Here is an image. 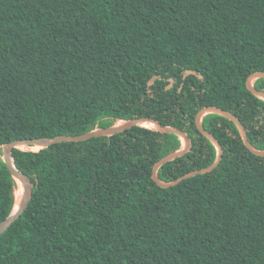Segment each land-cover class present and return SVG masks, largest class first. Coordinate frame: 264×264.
Returning <instances> with one entry per match:
<instances>
[{
    "label": "trees",
    "instance_id": "trees-1",
    "mask_svg": "<svg viewBox=\"0 0 264 264\" xmlns=\"http://www.w3.org/2000/svg\"><path fill=\"white\" fill-rule=\"evenodd\" d=\"M258 71L264 0H0V223L17 205L3 153L16 139L155 117L192 142L160 168L170 182L215 162L195 116L217 105L264 149V99L246 86ZM203 123L222 162L167 188L154 165L184 142L148 126L14 148L34 195L0 235V264H264V157L228 117Z\"/></svg>",
    "mask_w": 264,
    "mask_h": 264
},
{
    "label": "water",
    "instance_id": "water-1",
    "mask_svg": "<svg viewBox=\"0 0 264 264\" xmlns=\"http://www.w3.org/2000/svg\"><path fill=\"white\" fill-rule=\"evenodd\" d=\"M156 77H154L153 80ZM254 78L255 79L264 78V71H258V72L251 73L246 79L247 88L256 96L264 99V90L258 89L254 85V83L252 82ZM209 113H218L234 121L239 131L241 132L244 143L248 147V149L255 155L264 157V149H259L251 142L248 131L245 125L242 123V121L233 113L217 105H207L205 107H202L201 109L197 111L196 116H195V121H196L198 129L207 138H209L212 142H214L218 146V155H217L215 162L207 167L191 170L185 173L184 175H182L181 177H179L178 179L170 181V182L162 181L159 178L160 168L164 164L170 161H173L177 159L178 157L184 156L190 150L192 146V142H191L190 137L187 135V133L184 130L177 128V127L165 125L155 117H150V116L135 117L130 120H125L124 123H122L121 125L101 127V128H98V129H95V130H92V131H89L83 134H79V135H61V136H57L54 138H44V137L24 138V139H16L14 141H10L4 144L3 146L4 160L7 163L9 169L12 171V173L16 177V179L22 182L24 190H23L21 201L19 204L16 205L13 213L7 219H5L3 222L0 223V235H2L25 212V210L28 208L33 198V195H34V185H33V182L30 176L20 171L14 163V159H13V149L14 148H21V146L25 145V146H37L39 149H43L54 143H60V142H66V141L78 142V141H85L93 137L111 136V135L120 133L122 131H125L127 129H130L134 126H139L144 122L152 123V124H155L157 129L162 132H169V133H174L178 135L184 142L183 148L181 150L164 156L163 158L159 159L154 165V168H153L154 181L159 186L167 188V187L176 185L177 183H179L180 181L186 178L193 177L199 174H204L207 172H211L215 168H217L222 162L223 155H224V146L222 142L213 133H211L208 129H206L203 123V119L205 115Z\"/></svg>",
    "mask_w": 264,
    "mask_h": 264
},
{
    "label": "rangeland",
    "instance_id": "rangeland-1",
    "mask_svg": "<svg viewBox=\"0 0 264 264\" xmlns=\"http://www.w3.org/2000/svg\"><path fill=\"white\" fill-rule=\"evenodd\" d=\"M255 81H256V79L254 78L253 80H252V82L255 84ZM177 86H178V88H180L181 86H182V81L181 80H179L178 82H177ZM205 115V114H204ZM122 123H124V120H120V121H117V123L115 124V125H121ZM140 126H144V127H147L146 125H144L143 123L140 125ZM148 128H155V129H157V127L156 126H154V127H148ZM216 145V147H217V149H218V146H217V144H215ZM21 148L22 149H32V150H39V148L38 147H28V146H21ZM20 187L21 188H23V185L20 183ZM24 190V188L22 189V191ZM22 195H23V192H20V194H19V202H18V204L20 203V201H21V198H22Z\"/></svg>",
    "mask_w": 264,
    "mask_h": 264
},
{
    "label": "bare ground",
    "instance_id": "bare-ground-1",
    "mask_svg": "<svg viewBox=\"0 0 264 264\" xmlns=\"http://www.w3.org/2000/svg\"><path fill=\"white\" fill-rule=\"evenodd\" d=\"M143 124H144V123H143ZM146 126H148V127H154V126H152V125H146ZM36 147H37V146H36ZM18 182H19V189H18V195H17V204H18V202H19V194H20V192H23V191H22L23 188L20 187V183L22 184V182H21L20 180H18Z\"/></svg>",
    "mask_w": 264,
    "mask_h": 264
},
{
    "label": "flooded vegetation",
    "instance_id": "flooded-vegetation-1",
    "mask_svg": "<svg viewBox=\"0 0 264 264\" xmlns=\"http://www.w3.org/2000/svg\"><path fill=\"white\" fill-rule=\"evenodd\" d=\"M257 80V79H256ZM255 85V84H254Z\"/></svg>",
    "mask_w": 264,
    "mask_h": 264
}]
</instances>
